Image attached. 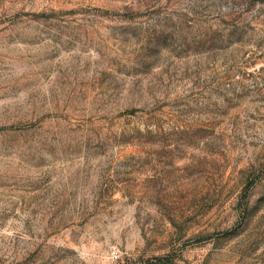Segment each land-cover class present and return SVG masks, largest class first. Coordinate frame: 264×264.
<instances>
[{
  "label": "rangeland",
  "instance_id": "374dc122",
  "mask_svg": "<svg viewBox=\"0 0 264 264\" xmlns=\"http://www.w3.org/2000/svg\"><path fill=\"white\" fill-rule=\"evenodd\" d=\"M0 264H264V0H0Z\"/></svg>",
  "mask_w": 264,
  "mask_h": 264
}]
</instances>
